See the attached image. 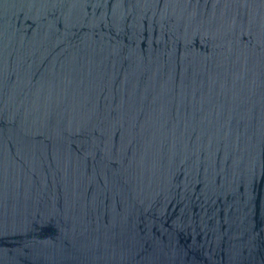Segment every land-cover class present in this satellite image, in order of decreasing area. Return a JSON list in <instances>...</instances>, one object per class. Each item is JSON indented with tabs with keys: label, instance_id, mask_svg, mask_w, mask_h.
Masks as SVG:
<instances>
[{
	"label": "water",
	"instance_id": "obj_1",
	"mask_svg": "<svg viewBox=\"0 0 264 264\" xmlns=\"http://www.w3.org/2000/svg\"><path fill=\"white\" fill-rule=\"evenodd\" d=\"M0 264H264V0H0Z\"/></svg>",
	"mask_w": 264,
	"mask_h": 264
}]
</instances>
